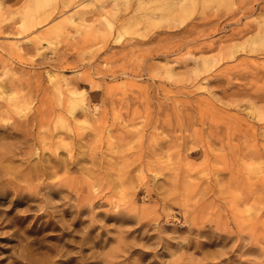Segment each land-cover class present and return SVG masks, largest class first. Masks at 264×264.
<instances>
[{
	"label": "rangeland",
	"instance_id": "374dc122",
	"mask_svg": "<svg viewBox=\"0 0 264 264\" xmlns=\"http://www.w3.org/2000/svg\"><path fill=\"white\" fill-rule=\"evenodd\" d=\"M0 85V264H264V0H0Z\"/></svg>",
	"mask_w": 264,
	"mask_h": 264
},
{
	"label": "bare ground",
	"instance_id": "6f19581e",
	"mask_svg": "<svg viewBox=\"0 0 264 264\" xmlns=\"http://www.w3.org/2000/svg\"><path fill=\"white\" fill-rule=\"evenodd\" d=\"M41 1V0H40ZM38 3V1H37ZM42 3V2H41ZM171 10V9H169ZM124 29V28H123ZM1 86V85H0ZM4 86V85H3ZM2 88V87H0ZM71 94L72 96L69 97V107L70 109L74 112V110L80 108L83 110H86V103H85V97L83 95L80 96V92H78L76 89L75 90H71ZM2 108V107H1ZM84 112V111H83ZM88 112V111H87ZM86 119V118H85ZM88 119V118H87Z\"/></svg>",
	"mask_w": 264,
	"mask_h": 264
}]
</instances>
